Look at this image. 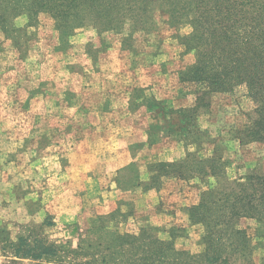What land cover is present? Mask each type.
Segmentation results:
<instances>
[{"label": "rangeland", "instance_id": "rangeland-1", "mask_svg": "<svg viewBox=\"0 0 264 264\" xmlns=\"http://www.w3.org/2000/svg\"><path fill=\"white\" fill-rule=\"evenodd\" d=\"M119 20L113 29L84 26L63 34L40 13L20 43L0 30V264H79L86 244L78 255L62 251L76 249L81 237L94 241L96 264H104L102 257L107 264H140L148 253L143 234L165 241L169 254L199 253L204 228L191 223L186 208L216 184L210 172L199 173L200 160L216 157L221 167L215 173L230 179L264 173V143L248 134L256 103L246 87L214 91L201 101L199 85L181 79L197 60L183 44L192 25L153 5L134 24L127 16ZM13 22L23 28L27 17ZM135 83L147 85L134 87L135 98L162 102L173 112L175 130L158 133L163 141L136 170L121 167L113 176L108 157L97 153L110 134L91 129V115L106 89L121 92ZM158 154L192 170L183 179L177 170H149V164L171 162L157 160ZM93 182L99 194H89ZM181 199L189 205L181 207ZM239 227L250 243L231 264H264V224L242 218ZM19 238L46 239L61 250L62 260L24 256Z\"/></svg>", "mask_w": 264, "mask_h": 264}, {"label": "trees", "instance_id": "trees-1", "mask_svg": "<svg viewBox=\"0 0 264 264\" xmlns=\"http://www.w3.org/2000/svg\"><path fill=\"white\" fill-rule=\"evenodd\" d=\"M120 1L0 0V30L14 43H20L27 27L36 25L40 13L49 15L59 33L66 34L84 26L113 29L122 22L121 16L129 17L130 24H134L138 16L143 19L147 16L151 5L162 6L170 15L180 14L193 27L191 38L183 44L186 51L195 50L197 60L195 65L182 71L181 79L199 85L201 101L211 92L230 93L235 87L244 85L247 95L256 103V118L248 134L264 143V0H133L134 3L125 0V7ZM21 14L27 17L23 28L13 22ZM146 104L159 108L162 114L163 128L155 127L152 133L162 132L167 136L173 133L175 127L169 117L173 112L154 100ZM149 141H157V137H149ZM179 163L156 162L147 168L161 175L177 170L175 175L183 179L191 167L186 170L184 165L179 169ZM200 165L201 175L210 172L216 180L214 186L209 185L201 192L197 204L186 208L191 223L201 224L204 228L199 242L202 251L190 253L172 249L169 254L162 244L165 241L159 242L143 234L139 239H148L144 249L148 253L138 258L140 264H231L233 257L245 253L250 243L246 230L239 227L240 219L252 218L264 224V173H251L243 180L230 179L226 174L217 175L215 170L221 166L214 156L200 160ZM134 167L129 164L125 171ZM130 237H125V244H131ZM82 243L86 244V251L82 250ZM76 247L62 252L78 255L82 250L85 258L79 264H96L92 239L78 238ZM17 248L31 259L62 260L63 257L61 250L44 238H19ZM100 261L108 262L104 257Z\"/></svg>", "mask_w": 264, "mask_h": 264}, {"label": "crops", "instance_id": "crops-1", "mask_svg": "<svg viewBox=\"0 0 264 264\" xmlns=\"http://www.w3.org/2000/svg\"><path fill=\"white\" fill-rule=\"evenodd\" d=\"M137 85L139 84L135 83L129 88L125 86L123 91H116L115 93L106 89L101 93V97L97 96V106L91 115V129H99L100 131L103 129L102 132L108 131V134H110L109 138L103 139L101 142L103 150L97 153L105 154L108 157L107 161L113 176L120 172L121 167H126L129 164H133L135 168H138V164L145 162L147 159L149 160L152 156L153 153H149V150L156 148L163 141L157 133H152L155 127H162L161 111L159 108L147 106L142 99L135 98L134 87ZM139 86L146 87L147 85L140 84ZM164 101L167 104V100L164 99ZM80 130L82 132L83 128ZM165 131H167V128ZM151 133L153 136H151ZM154 136L157 137V141L150 142L149 137ZM83 142L85 140L81 141V143ZM88 142L91 146H94L95 142L98 144V141L94 139H89ZM98 146L95 145V148H98ZM77 156L81 157V154L77 153ZM156 158L159 161L175 160V158L167 156L161 158L160 154ZM152 160H156L155 157ZM89 190V194L100 193V187L96 182L91 184ZM183 196L185 195L183 194ZM173 197L177 198V196ZM184 201L183 199L179 200L181 207L189 205V203H186L187 200Z\"/></svg>", "mask_w": 264, "mask_h": 264}]
</instances>
